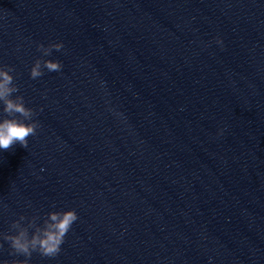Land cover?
I'll use <instances>...</instances> for the list:
<instances>
[{"label":"water","instance_id":"95a60500","mask_svg":"<svg viewBox=\"0 0 264 264\" xmlns=\"http://www.w3.org/2000/svg\"><path fill=\"white\" fill-rule=\"evenodd\" d=\"M0 65L40 125L0 150V234L78 217L29 264H264V0H0Z\"/></svg>","mask_w":264,"mask_h":264},{"label":"clouds","instance_id":"9594fccd","mask_svg":"<svg viewBox=\"0 0 264 264\" xmlns=\"http://www.w3.org/2000/svg\"><path fill=\"white\" fill-rule=\"evenodd\" d=\"M217 44L221 43L219 39ZM61 43H51L47 47L37 45V51L42 57L50 56L52 51H60ZM58 61L37 58L31 69L30 79H37L48 72L61 71ZM12 67L0 65V150L7 151L14 144L27 148L28 138L35 136L39 123L34 120L36 113L25 106L22 96L14 95L19 89L14 83ZM39 217L27 218L21 215L10 225V232L15 234H0V239L7 242L11 252L9 255L23 256V261H13V264H29L33 253L41 257L54 258L61 251L66 234L78 217L74 210L56 211L47 214L42 224H37ZM26 221V223H24ZM31 230V231H30Z\"/></svg>","mask_w":264,"mask_h":264}]
</instances>
